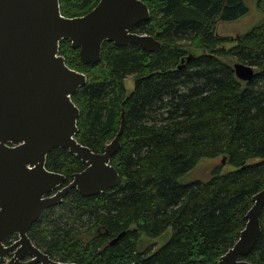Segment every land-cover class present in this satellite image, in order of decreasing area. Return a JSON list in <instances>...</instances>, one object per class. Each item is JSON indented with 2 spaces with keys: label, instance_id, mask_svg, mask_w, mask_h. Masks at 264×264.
I'll return each mask as SVG.
<instances>
[{
  "label": "trees",
  "instance_id": "1",
  "mask_svg": "<svg viewBox=\"0 0 264 264\" xmlns=\"http://www.w3.org/2000/svg\"><path fill=\"white\" fill-rule=\"evenodd\" d=\"M143 1L150 19L134 31L160 40L157 52L106 41L100 61L85 64L70 40L60 44L67 65L88 77L73 95L80 108L78 141L102 152L120 128L122 111L125 121L111 159L119 184L92 196L71 190L31 230L56 260L216 264L245 227L252 196L264 188V0H256L261 20L236 37L220 34L218 22H241L251 12L249 0ZM98 2L60 0L61 12L84 15ZM235 61L255 67L251 81L236 76ZM130 75L135 88L128 93ZM220 156L236 169L221 173L217 167L207 180H180L201 159ZM46 167L68 183L86 164L56 147ZM261 225L244 257L253 264H264V208ZM169 228L163 245H141L144 236L157 238Z\"/></svg>",
  "mask_w": 264,
  "mask_h": 264
},
{
  "label": "water",
  "instance_id": "2",
  "mask_svg": "<svg viewBox=\"0 0 264 264\" xmlns=\"http://www.w3.org/2000/svg\"><path fill=\"white\" fill-rule=\"evenodd\" d=\"M150 15L143 0H99L88 13L74 17L62 14L60 0H0L1 260L11 248L22 244L21 249L31 247L37 258L20 262L23 255H19L14 258L17 264H79L53 261L32 244L27 232L45 209L61 203L71 190L92 196L119 184L120 173L111 159L121 147L125 114L122 111L120 128L102 152L78 141L80 108L73 95L88 77L67 65L60 44L70 40L85 64L100 61L105 41L119 46L136 44L157 52L162 46L160 40L133 30ZM233 68L240 80L249 82L255 76L251 64L235 61ZM56 147L68 149L86 164L68 183L65 174L46 167L47 155ZM55 189V194L43 199ZM252 202L239 238L216 264H253L244 257L253 250L262 231L264 188L252 196ZM15 232L20 239L5 246V239Z\"/></svg>",
  "mask_w": 264,
  "mask_h": 264
},
{
  "label": "rangeland",
  "instance_id": "3",
  "mask_svg": "<svg viewBox=\"0 0 264 264\" xmlns=\"http://www.w3.org/2000/svg\"><path fill=\"white\" fill-rule=\"evenodd\" d=\"M248 5L251 7L250 14L246 15L241 22L235 23H223L218 22V32L223 35H231L236 37L242 32L247 31L255 24H257L262 17V14L257 10L256 11V0H249ZM260 15H259V13ZM232 43H226V46H231ZM202 52L201 49L196 51V54H200ZM125 87L128 93L132 92L135 88V78L133 75L126 77L125 79ZM217 167H220L221 173H228L234 171L236 168L234 165L230 163H226L222 156L216 158H203L198 163L195 169H192L190 172L186 173L184 176L180 178V180L184 183H188L194 180H207L211 175V171ZM172 234V229L169 228L162 236L157 238H148L143 237L141 245L147 244H155L156 248L163 245L168 237ZM166 240V241H165Z\"/></svg>",
  "mask_w": 264,
  "mask_h": 264
},
{
  "label": "flooded vegetation",
  "instance_id": "4",
  "mask_svg": "<svg viewBox=\"0 0 264 264\" xmlns=\"http://www.w3.org/2000/svg\"><path fill=\"white\" fill-rule=\"evenodd\" d=\"M135 28V27H134ZM134 30V29H133ZM136 32V31H135ZM106 42V41H105ZM108 42V41H107ZM66 183H67V181H66ZM58 189H55L54 191H52V192H50V193H46V194H44L43 195V199H45V198H48L49 196H51V195H53V194H55V192L57 191ZM65 200V199H64ZM63 200V201H64ZM62 201V202H63ZM61 202V203H62ZM61 203H59V204H57V205H55V206H52V207H50V208H47V209H45L44 211H43V213L31 224V226H30V228H29V230H28V232H27V234H28V236H29V238L31 239V241H32V244L34 245V246H36V247H38L39 248V250L42 252V253H44V254H47L49 257H50V259H52L53 261H60V260H56L53 256H51L45 249H44V247L43 246H38L36 243H35V241H34V239L31 237V230H32V228L36 225V223H38L39 221H41V222H43V219H44V215L46 214V212L49 210V209H51V208H54V207H56V206H59ZM124 233V232H123ZM124 235V234H123ZM122 235V236H123ZM122 236L119 238V239H117V240H115L116 239V237H113V238H110V241L112 242V244H115V243H117L118 241H120V239L122 238ZM20 239V234L18 233V232H15V233H12V234H10L6 239H5V241H4V244H5V246H12L13 244H15L18 240ZM23 245L22 244H18L17 246H15L14 248H11V251L7 254V256L5 257V259H4V262L6 263V264H17V262H16V260L14 259V258H17L19 255H23V257H22V259L20 260V262H29L30 260H35L36 258H37V256H35V255H32V253H31V250H32V248L31 247H29V246H27L26 247V249H21V247H22ZM154 247H155V245H154ZM145 248H148V247H145ZM151 253V252H150ZM12 258L14 259V260H12ZM1 260V259H0ZM4 262H2L3 264H5ZM61 262H63V261H61ZM32 264H43V262L42 261H36L35 263H32ZM50 264H54L53 262L52 263H50Z\"/></svg>",
  "mask_w": 264,
  "mask_h": 264
}]
</instances>
